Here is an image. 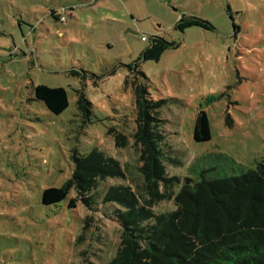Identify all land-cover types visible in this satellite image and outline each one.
I'll return each mask as SVG.
<instances>
[{
    "label": "rangeland",
    "instance_id": "1",
    "mask_svg": "<svg viewBox=\"0 0 264 264\" xmlns=\"http://www.w3.org/2000/svg\"><path fill=\"white\" fill-rule=\"evenodd\" d=\"M182 15L205 24L180 31ZM152 36L176 46L143 59ZM135 65L148 97L162 102L160 147L174 160L165 163L178 179L174 190L264 161V0H0V264H106L114 255L119 227L101 199L71 209L73 192L54 205L42 204L41 193L70 178L73 152L98 149L137 163L132 138L117 148L108 134L135 128ZM72 66L88 73L73 76ZM37 84L65 88L67 108L50 112L34 98ZM79 92L88 113L77 108ZM201 110L210 139L197 142ZM118 182H101L96 192L102 197ZM173 209V200L154 206Z\"/></svg>",
    "mask_w": 264,
    "mask_h": 264
},
{
    "label": "trees",
    "instance_id": "2",
    "mask_svg": "<svg viewBox=\"0 0 264 264\" xmlns=\"http://www.w3.org/2000/svg\"><path fill=\"white\" fill-rule=\"evenodd\" d=\"M50 15L65 22L54 9H50ZM204 24L199 18L182 15L175 27L182 31ZM174 46V41L152 36L141 56L157 60ZM75 68L67 72L73 76L88 73L84 68ZM132 74L135 128L128 133L109 128L108 134L117 148L126 147L131 137L132 145L139 146L137 163H121L98 149L86 154L73 152L70 178L59 187L44 188L41 203L57 204L71 192L73 196L67 203L71 209L79 200L92 207L101 199L102 208H110L104 214L119 227V242L106 264H264V161L239 175L202 177L174 190L173 183L178 179L165 171V163L174 160L166 158L160 147L162 102L148 97L138 65ZM33 94L53 114H60L69 103L67 91L61 86L37 84ZM76 105L88 113L91 103L79 92ZM193 138L197 142L210 139L205 111L196 116ZM108 179L122 182L110 183L101 197L96 190ZM168 200H173V210L154 211L155 205ZM90 219H83L82 233ZM82 233L77 241L82 239Z\"/></svg>",
    "mask_w": 264,
    "mask_h": 264
},
{
    "label": "built area",
    "instance_id": "3",
    "mask_svg": "<svg viewBox=\"0 0 264 264\" xmlns=\"http://www.w3.org/2000/svg\"><path fill=\"white\" fill-rule=\"evenodd\" d=\"M61 21H64L65 18L63 16L60 17ZM141 40H146V38L144 36H141Z\"/></svg>",
    "mask_w": 264,
    "mask_h": 264
}]
</instances>
